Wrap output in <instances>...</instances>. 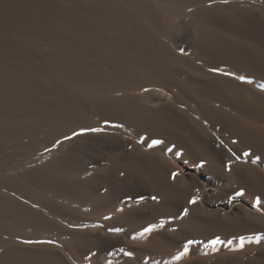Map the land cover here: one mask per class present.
<instances>
[{
	"label": "bare ground",
	"instance_id": "6f19581e",
	"mask_svg": "<svg viewBox=\"0 0 264 264\" xmlns=\"http://www.w3.org/2000/svg\"><path fill=\"white\" fill-rule=\"evenodd\" d=\"M139 4L150 13L149 17L129 14L116 33L113 31L116 34L113 39L104 41L107 46L116 45V51L111 49L115 53L113 59L105 58L109 52L106 55L100 48L101 54L98 53L103 62L99 60L103 64L96 62L101 66L97 72L86 71L83 80L87 83L71 84L73 81L67 80L71 83L55 84L57 91L68 89L61 95L72 90L74 99L91 108L92 113L68 111L44 115L40 124L36 120L22 122L23 132L44 130L48 136L25 145L27 150L17 155L20 158L14 167L22 169L44 162L41 168L47 176L46 185L41 184L40 188L62 183L72 190L58 187L53 191L44 188L33 193L14 192L12 188L17 185L12 178L9 180L14 170L0 171V264H138L137 261L148 264V260L157 257L180 255L181 250L165 248L161 241L134 240L146 233L142 235L143 226L133 222V207H143L146 200L125 198L118 205L113 196L115 182L99 177L106 171L114 175L122 173L125 178H144L157 198L146 201L150 209L147 227L158 224L167 229L187 228L193 238L206 231L201 224L206 216L202 208L196 210L188 202L178 159L193 166L200 163L212 172L224 171L226 177H232L236 188L264 206V0H179L155 5L141 1ZM213 12L222 21L215 17L219 22L211 21L209 16ZM181 19H186L194 30L196 54L191 56L181 55L177 45L167 40L182 29ZM186 68L190 69L189 73H184ZM172 71H178L175 74L181 75L182 80L185 77L184 81L195 79L194 87L174 77ZM141 85L166 91L171 104L150 109L137 97L119 93L138 90ZM223 126L228 133L222 131ZM92 128L102 129L96 132L100 133L97 136L120 131L129 147L113 152L102 164L95 160L75 161L60 169L63 174L50 172L46 164L60 165L57 156L65 142L77 131ZM212 138L227 147L228 158L223 155L227 158L226 167L219 164L221 154L214 152ZM1 139L0 162L6 160L2 152L7 141ZM237 146L242 148V156L237 154ZM173 173H177L174 179ZM193 185L198 189L197 184ZM5 187H12L14 194ZM178 193L184 196L181 211L166 206V201ZM103 234L123 235V251L117 256H106L96 249L98 242L101 246L105 242ZM196 253L190 249L189 257Z\"/></svg>",
	"mask_w": 264,
	"mask_h": 264
},
{
	"label": "rangeland",
	"instance_id": "374dc122",
	"mask_svg": "<svg viewBox=\"0 0 264 264\" xmlns=\"http://www.w3.org/2000/svg\"><path fill=\"white\" fill-rule=\"evenodd\" d=\"M141 1L155 5V3H175L179 0H137V2L136 0H0V138H2L1 140H7L4 141L2 152V157L6 156V160L3 159L0 162V171L3 169L14 170L9 175V180L12 181L13 179L12 182L17 185V188L11 187L13 191L24 190L28 192L29 190L30 193H33L40 192L44 188L53 191L57 190L58 187L72 190L62 183H50L51 186L40 188L41 184L46 185L45 178L47 176L41 168L44 162H36L28 165V167L22 166V169L14 167L16 161L18 162L20 158L17 155L19 156L27 150L24 148L25 145L30 144L32 141L46 139L48 136L44 130L39 133L38 131L23 132L22 122L36 120V123L39 121L38 124H40L47 115L67 113L68 111L92 113L91 108L78 102L76 98L74 99L76 95L72 90L71 92L69 90V94L67 93L68 89L65 88L63 91H67V94L61 95L62 89L58 90V93L55 84L66 83L67 80L73 81L67 83L83 84V81H86L83 80L86 71L97 72L100 69L99 67L102 66L103 63H100L101 49L106 51V55L108 50L109 55H111L105 57L104 54L105 58L112 57L113 59L114 52L112 50L116 51L117 47L115 45L113 48L111 46L113 43L107 46L104 41L113 39L112 36L116 35V28H120V25L125 23V19L129 14H135L139 18L149 17L148 14L150 13L147 10L145 11V7L141 5L144 8L141 9V6H139ZM215 13L211 14L212 17L209 16L211 21H214L215 18L221 19V16ZM218 20L215 21L219 22ZM180 23L182 29L180 27V31L168 36L167 40L177 45V51L181 55H194L196 49L193 27L186 19H181ZM92 25L97 26L94 28ZM95 30H97V33ZM113 31L114 34H112ZM98 32L101 34H98ZM101 39L102 41H99ZM103 44L104 46H100ZM105 46L107 48H104ZM110 61L112 60L110 59ZM85 67L87 68L85 69ZM189 70L186 68L184 73H189ZM83 72L84 74H82ZM176 72L178 74V71ZM176 72H173L174 77L182 80L180 79L182 76L175 74ZM184 79L186 78L183 77L184 84L188 81V86L194 87L193 82H195V79H187V81H184ZM119 93L137 97L144 107L150 109L171 104L170 95L156 86L141 85L138 90L121 91ZM67 97L69 101L66 99ZM76 102L78 103L76 104ZM222 129L225 134L229 132L226 126H223ZM80 131L76 133L83 134L74 135L73 138L71 137L70 140L65 142L62 151L57 156L59 166L46 164L48 170H52L50 172L63 174L65 172L60 169L67 168L75 161L88 163L95 160L102 164L107 158L111 157L110 154L114 155L113 152H120L129 147V144L126 145V141L120 135V131L117 130L102 133L109 135H105L106 137L104 135L97 136L100 133L96 132ZM86 136L89 138H85ZM75 137L77 138L73 140ZM212 143L215 147L213 148L214 152L216 151L215 153H218L219 156L221 154L220 160L222 161L219 164L226 167L228 164L226 160L228 154L227 156L225 154L228 152L227 147L220 144L218 140ZM47 146L46 148L49 149L50 146ZM241 149L238 146L236 147L237 154H242ZM11 162L12 164H10ZM177 164L181 166L180 174L185 181V187L184 185L183 187L187 194L186 197L189 201L193 198L197 199L195 204L190 203L192 208L196 207L197 210L200 207L205 212L207 219L204 218L201 222V224L203 223L202 227H205L206 230L205 235L203 233L200 237L193 238L191 231L187 228L174 227L167 229L161 228L158 224L155 225L151 233H146L144 237H136L134 240H157L164 243L165 248H177L182 252L185 245H187L188 254L180 256L179 259H176V256H170L169 258L161 256L148 260V264H264V206H259L257 199L250 195L237 196L236 193L241 190L236 188L234 180L230 179L232 177H226L224 171H221L222 173L212 172L208 169L209 167H203L200 163L193 166L184 159H178ZM255 164L252 163V165ZM262 169H264V166H262ZM102 173L104 176L101 175ZM102 173L100 176L98 175L100 178L112 179L115 182L113 196L118 205H121L124 199L129 197L134 201L140 199L154 201L152 197H155V195L143 177L131 176L125 178L119 172L115 175L107 171ZM194 183L198 186L197 190L193 185ZM11 188L5 187L6 191L14 194L15 191L10 190ZM79 192L82 194L81 191ZM178 194L167 200V205L166 203L165 205H169L172 210L181 211L184 196ZM146 201L143 207L138 205L133 207V222L137 226H143L142 230L147 227L148 215H150V209L146 206ZM38 204L44 206L40 202ZM102 236L105 237V242L102 246L98 242L97 247L95 246L96 249L105 252L106 256L113 254L117 256L123 249L125 237L121 234L111 236L103 234ZM216 237H219L222 243L213 248L209 246L208 242ZM126 238L128 239V237ZM241 238L243 239L241 240ZM189 240L195 241V243L187 244ZM241 245L243 246L241 247ZM190 249H195L197 253L189 257ZM140 262L141 264L146 263L137 261L138 264Z\"/></svg>",
	"mask_w": 264,
	"mask_h": 264
},
{
	"label": "snow or ice",
	"instance_id": "6c2138e0",
	"mask_svg": "<svg viewBox=\"0 0 264 264\" xmlns=\"http://www.w3.org/2000/svg\"><path fill=\"white\" fill-rule=\"evenodd\" d=\"M241 79H243V78L241 77ZM84 131L100 132V131H102V129H100V128H92V129H86ZM78 134H83V133H74L73 135H78ZM154 143H159V141H154ZM172 175H173V179H174L176 177L177 173H173ZM236 195L237 196H242L243 195V191L237 192ZM129 199H131V198L129 197ZM152 199L155 200L157 198L156 197H152ZM196 202H197L196 198H193L192 200L189 201V203H191V204H195ZM184 214L187 215V209L184 210ZM153 228H154V226L150 225V226L144 228L141 234L143 235L144 233H151L153 231ZM242 239L243 238H241V240ZM24 243H42V242H40V241H24ZM192 243H195V241L189 240L187 242V244H192ZM208 243H209V246L215 248L216 245L221 244L222 241L220 240L219 237H216V238L210 240ZM242 246L243 245H241V247ZM121 251H123V249H121ZM187 254H188V247H187V245H185L184 251L182 253H180V255L176 257V259H179L180 256H185ZM126 255H131V253H126Z\"/></svg>",
	"mask_w": 264,
	"mask_h": 264
}]
</instances>
